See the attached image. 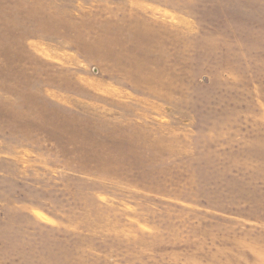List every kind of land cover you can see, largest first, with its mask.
<instances>
[{
    "label": "rangeland",
    "instance_id": "1",
    "mask_svg": "<svg viewBox=\"0 0 264 264\" xmlns=\"http://www.w3.org/2000/svg\"><path fill=\"white\" fill-rule=\"evenodd\" d=\"M0 264H264V0H0Z\"/></svg>",
    "mask_w": 264,
    "mask_h": 264
}]
</instances>
